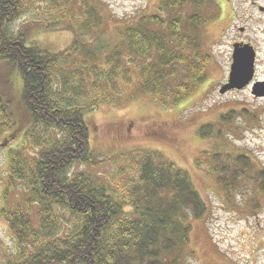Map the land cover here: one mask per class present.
Listing matches in <instances>:
<instances>
[{"label": "trees", "instance_id": "trees-1", "mask_svg": "<svg viewBox=\"0 0 264 264\" xmlns=\"http://www.w3.org/2000/svg\"><path fill=\"white\" fill-rule=\"evenodd\" d=\"M30 1L0 0V130L24 133L25 144L10 148V173L25 185L29 205L38 207L37 224L21 207L3 211L20 242L19 258L7 264H185L184 249L193 231L190 219L203 218L209 210L187 169L147 152L138 177L126 183L87 171L99 159L89 144L85 115L100 100L111 101L107 87L100 85L115 83L118 71L126 67L123 48L133 65L124 68L125 75L139 70L142 85L161 104L178 105L188 98L207 78L213 57L199 33L208 21L200 12L206 0H162L160 14L141 16L107 54L106 64L114 62V69L95 65L88 74L78 65L73 69L80 71L71 74L61 67L78 54L75 49L84 50L79 53L84 66L99 55L81 41L102 23L99 7L84 0L87 20L82 31L73 26L75 49L51 53L29 40L27 26L10 28ZM64 1L47 0L51 9L65 8L69 2ZM186 9L194 12L186 15ZM57 23L42 25L53 29ZM87 88L100 90L89 102L81 100L82 93L89 95ZM11 90L16 92L12 96ZM206 126L203 135L213 130ZM217 156L211 157L212 163ZM246 158L242 153L234 158L232 179L245 172ZM76 165L79 170L68 173ZM263 170L257 178L264 189Z\"/></svg>", "mask_w": 264, "mask_h": 264}, {"label": "rangeland", "instance_id": "rangeland-1", "mask_svg": "<svg viewBox=\"0 0 264 264\" xmlns=\"http://www.w3.org/2000/svg\"><path fill=\"white\" fill-rule=\"evenodd\" d=\"M66 2L69 4L65 8L52 9L47 0L29 3L25 13L10 28L16 31L27 26L29 40L51 53L75 49L73 26L83 30L87 20L83 13L88 6L84 0ZM161 2L88 0L89 5L95 3L99 7L102 23L81 41L82 46L99 55L84 66L79 54L84 50L75 49L78 54L68 64V61L62 63L61 69L69 74L80 71L73 69L76 65L87 74L95 65L109 71L114 69V62L106 64L107 54L122 42L125 29L135 26L141 16L160 14ZM230 8L227 0H206L200 10L208 16L207 23L200 26L202 46L213 57L207 63V78L188 98L178 105L161 104L142 85L139 70L125 75L124 68L133 65L129 57L125 58L128 53L123 48L122 61L126 62V67L118 71L120 76L115 83L107 81L100 85L107 87V98L111 101L100 100L94 110L84 112L89 144L99 159L97 165L88 167L87 171L101 172L107 180L113 177L126 183L132 176L138 177V167L145 153L153 152L158 161L173 162L189 172L209 210L203 218L190 219L193 231L184 249L185 264H264V189L262 179L257 178L258 170L264 168V103L253 100L248 91L226 95L219 92L229 72L232 33L228 29L227 13ZM193 12L192 9L184 11L186 15ZM50 21H57L58 26L44 28L42 23ZM8 73L12 81V72ZM87 90L89 95L82 93L81 99L87 102L100 91ZM87 90L83 91L87 93ZM11 93L10 96L16 92L11 90ZM206 125H212L213 130L203 135L201 129ZM22 143L25 144L24 133L12 135L11 130H0V264L16 261L20 252V242L3 211L21 207L31 213L35 224L38 221V207L27 202L25 185L11 178L10 152L20 148ZM241 153L247 157V167L244 173L232 179L231 166ZM214 154L218 156L212 163ZM77 170L76 165L68 173Z\"/></svg>", "mask_w": 264, "mask_h": 264}, {"label": "flooded vegetation", "instance_id": "flooded-vegetation-1", "mask_svg": "<svg viewBox=\"0 0 264 264\" xmlns=\"http://www.w3.org/2000/svg\"><path fill=\"white\" fill-rule=\"evenodd\" d=\"M227 1L231 5L227 16L232 40L229 72L221 86L229 83L233 69H247L246 85L228 90L225 95L248 91L253 100L264 103V0Z\"/></svg>", "mask_w": 264, "mask_h": 264}, {"label": "water", "instance_id": "water-1", "mask_svg": "<svg viewBox=\"0 0 264 264\" xmlns=\"http://www.w3.org/2000/svg\"><path fill=\"white\" fill-rule=\"evenodd\" d=\"M246 75L247 69L245 70L244 68L239 67L237 69H233L229 83L222 86V88L220 89V93L225 94L228 90H231L233 88H243L248 81Z\"/></svg>", "mask_w": 264, "mask_h": 264}]
</instances>
